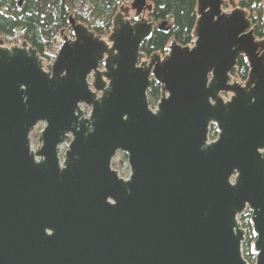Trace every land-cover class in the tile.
Instances as JSON below:
<instances>
[{
	"label": "water",
	"instance_id": "1",
	"mask_svg": "<svg viewBox=\"0 0 264 264\" xmlns=\"http://www.w3.org/2000/svg\"><path fill=\"white\" fill-rule=\"evenodd\" d=\"M141 11L120 6L104 38L69 16L50 63L0 40V264H249L246 208L264 264V35L234 0H196L192 44L145 55Z\"/></svg>",
	"mask_w": 264,
	"mask_h": 264
},
{
	"label": "trees",
	"instance_id": "2",
	"mask_svg": "<svg viewBox=\"0 0 264 264\" xmlns=\"http://www.w3.org/2000/svg\"><path fill=\"white\" fill-rule=\"evenodd\" d=\"M151 4L150 20L156 24L165 21L167 31H160L155 26L151 35L145 39L140 51L146 55L165 53L169 40L174 39L179 45H190L193 41L192 30L196 20V0H147ZM236 6L246 11L253 29V35H264V0H234ZM127 0H0V40L6 46L25 41L34 48L44 62L52 55L54 37L61 30L69 32L68 17L83 24L94 35L104 38L111 29V19L118 8ZM224 8L228 4L224 2ZM248 65L239 55L235 63V77L239 81L246 78ZM148 105L155 107L160 96V85L150 78L146 90ZM217 135L214 123L208 126V138ZM32 137L35 135L32 133ZM123 158L126 156L122 153ZM250 212L246 208L237 216L244 230L241 253L249 264L254 256L250 245L254 240L249 220Z\"/></svg>",
	"mask_w": 264,
	"mask_h": 264
},
{
	"label": "rangeland",
	"instance_id": "3",
	"mask_svg": "<svg viewBox=\"0 0 264 264\" xmlns=\"http://www.w3.org/2000/svg\"><path fill=\"white\" fill-rule=\"evenodd\" d=\"M131 0H127V3L126 4H124V5H128L129 4V2H130ZM229 8V7H228ZM228 8H224V9H228ZM17 44H19V43H17ZM17 44H13V45H17ZM4 45V44H3ZM53 51V50H52ZM51 61H49V63H50ZM45 63H47V62H45ZM237 80V79H236ZM239 81V80H238ZM32 133L35 135V137H32ZM31 133V147L32 148H34L35 146H36V144H37V140H36V134H37V131H33ZM68 140H66V142H67ZM66 148V144L64 143V144H62L61 146H60V151H61V153L63 152V150ZM118 157V159L121 161V163L117 166V168H115L116 170H117V172H118V174H119V176H121V177H127V175H128V173H129V168H128V165H126V162H125V160H126V158L124 159L123 158V156H122V154H121V152H118V155H117Z\"/></svg>",
	"mask_w": 264,
	"mask_h": 264
},
{
	"label": "built area",
	"instance_id": "4",
	"mask_svg": "<svg viewBox=\"0 0 264 264\" xmlns=\"http://www.w3.org/2000/svg\"><path fill=\"white\" fill-rule=\"evenodd\" d=\"M60 40H61V36L59 35V34H57L55 37H54V41H53V44H52V48H54L55 47V45L58 43V42H60ZM53 58V57H52ZM52 58L49 60V61H52ZM49 61H47V63H49ZM41 128H42V125L41 124H38V125H36L35 127H34V130L35 131H37V132H39L40 130H41ZM118 152H116L115 154H114V156L112 157V159H111V166H112V168H117V166L121 163V161L117 158L118 156ZM125 162H126V160H125ZM126 165H127V162H126ZM116 170V169H115Z\"/></svg>",
	"mask_w": 264,
	"mask_h": 264
},
{
	"label": "flooded vegetation",
	"instance_id": "5",
	"mask_svg": "<svg viewBox=\"0 0 264 264\" xmlns=\"http://www.w3.org/2000/svg\"><path fill=\"white\" fill-rule=\"evenodd\" d=\"M133 11H129V18H130V21H132V19H131V17H132V15H133ZM140 17H147V12L146 11H141V13H140ZM147 20L148 21H150L151 22V20H150V16L149 17H147ZM152 23V22H151ZM157 24V23H156ZM156 24H154V23H152V27L153 26H155ZM64 33L65 34H69V32H67V31H64ZM145 54V53H144ZM146 55V54H145ZM223 96H226V98L229 96V94L227 93V94H224ZM39 124H41V123H39ZM42 126H43V124H41ZM42 129V128H41ZM33 131H35V130H33ZM32 131V132H33ZM40 132V131H39ZM39 132H37V134L39 133ZM37 134H36V139H37ZM68 142V141H67ZM67 142H65V144H67ZM61 146V145H60ZM121 154H122V152H121Z\"/></svg>",
	"mask_w": 264,
	"mask_h": 264
}]
</instances>
